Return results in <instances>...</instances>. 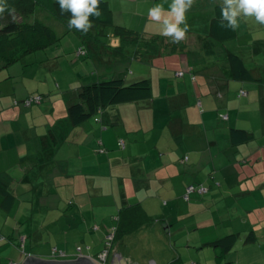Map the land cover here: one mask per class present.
<instances>
[{"label": "crops", "instance_id": "crops-1", "mask_svg": "<svg viewBox=\"0 0 264 264\" xmlns=\"http://www.w3.org/2000/svg\"><path fill=\"white\" fill-rule=\"evenodd\" d=\"M107 1L115 25L164 36L162 24L154 21L148 10L162 4L167 11L171 0ZM221 3L223 0H194L186 12L190 26L182 40L186 46L173 49L170 45L156 56L144 51L135 59L133 46L126 45L130 57L116 58L112 49L122 42L101 41L106 28L92 26L87 33L72 28L65 37L79 33L71 40L76 44L79 38L88 40L94 52L85 45L87 56L79 57L83 61L79 69L84 67V71L77 70L78 79L72 75L65 90L48 93L44 86L37 92L28 88L27 95L24 92L19 97L14 78L28 74L25 64L23 71L17 63L11 66L16 75L9 69L0 76V183L13 195L11 205L5 208L0 194V264H23L24 251L48 259L56 250L70 257L82 247L85 255L97 256L123 208L140 204L152 216L161 215L158 210L164 209L162 215L170 223V211H166L179 210L187 188L200 185L208 192L190 194L195 204L202 199L204 208L211 210L220 201L211 199L218 192H228V187L230 206L236 210V215L217 210L212 220L216 235L212 233L205 242L237 233L239 247L250 229L228 225L219 231V226L238 220L237 209H241L242 216H258L259 222L253 225L262 230L258 235L261 241L252 244H257L255 250L247 245L239 248L237 258L233 254L236 264L245 250L264 253V180L262 190L253 193V186L244 191L245 187L232 182L233 171L241 178L254 177L255 172L258 177L261 171L264 174V143L255 142L256 128L264 130V85L234 77L227 58L228 49L237 53L256 78L264 79V25L254 18H241L237 37L225 44L217 42L209 31L215 7ZM112 29L111 35H115ZM57 30L66 32L62 25ZM48 51L36 53V61L44 64L51 56L53 60L69 54L61 48L56 54ZM68 56L69 67L79 66L76 58ZM55 63L56 69L61 66L60 61ZM107 78L127 82L147 78L153 85V98L108 108L101 122L94 119L95 124L88 120L73 126L66 99L75 98L80 86ZM33 80L29 78V83ZM242 90L247 94L239 97ZM36 93L47 97L41 104L23 105L24 99ZM222 114L227 118L222 119ZM234 128L250 131L255 138L234 145ZM204 160L205 168L201 165ZM238 187L243 197L235 199L232 188L239 191ZM251 196L256 205L250 203Z\"/></svg>", "mask_w": 264, "mask_h": 264}, {"label": "trees", "instance_id": "trees-1", "mask_svg": "<svg viewBox=\"0 0 264 264\" xmlns=\"http://www.w3.org/2000/svg\"><path fill=\"white\" fill-rule=\"evenodd\" d=\"M7 3L9 9H14V11L6 10L4 13H0V76L6 73H3V71H8L10 66L21 62L28 54L40 50H47L52 46H55L65 37L68 31L73 30L72 28H69L68 25L71 13H64L61 15L58 0H7ZM220 5H222V3L215 7L209 36L217 42L225 44L226 42L235 39L238 32L237 29L232 31L220 27ZM99 9L102 12V17L97 19L94 16H90L92 26L102 28L114 27L115 36H118L122 42L120 46L112 49L116 58L120 57L125 59L130 57V54L127 53L126 45L133 46L134 56L132 57L135 59H138L144 51L152 56H156L169 49L170 45L173 46V49H183L186 46V43L184 44L182 41L179 43H173L169 38L158 34L148 35L144 32H138L124 26L115 25L113 10L107 0H100ZM58 21L65 24L66 32H58L57 27L60 25ZM227 51V58L234 77L240 80L256 81L264 85V79L256 78L253 72L247 67L244 60L237 53L229 49ZM87 53L88 52L85 51L84 55L87 56ZM246 94V91L242 90L240 91L239 97L246 96ZM46 97L47 96L42 93L39 95H31L23 100V105L32 106L41 104ZM152 98L153 85L151 80L147 78L138 79L133 82H127L123 78L96 79L90 84L80 86L75 98L72 100H69L68 98L66 99L67 115L73 126L82 125L91 118H94L96 122H101L102 115L108 108L147 101ZM31 99H34V101L31 104H26L27 101ZM118 119L119 117L117 116V121ZM106 126L108 125H104V127ZM254 138V134L245 129L234 128L231 131V141L234 145L248 143ZM121 143L120 146L123 147L124 143L123 145ZM260 185L261 184L256 185L252 193L258 190L261 191L262 186ZM191 187L194 190L189 191V188ZM189 188H187V195L184 196L187 200H190V194L193 192H198L201 195H205L208 192V188L203 185L197 187L190 186ZM0 194L4 196L3 206L5 207L6 205L5 208H9L12 203L11 200L13 199V195L1 183ZM228 201L230 202L231 200ZM228 201L227 205L230 206L231 203ZM220 213L221 212L218 214ZM155 223H161L165 226L171 225L165 215H149L140 204L130 205L123 208L118 217V223L105 238L104 248L97 254V256L90 257L97 259L104 251H109L107 264H112L114 262V260H112L114 259L113 253H120V245L122 243V245H124V238L132 236L143 229L150 228ZM260 230L262 229L254 226L253 230L249 231L248 234H245L242 239L243 243H241L239 247H237V245L240 243V237L237 233L224 235L223 237L208 243L207 246L219 250V255L217 257L219 260H222L223 258H228L230 254L233 255L238 253L240 247L243 248V246L246 247L247 245H252L257 241H261L258 236ZM112 234L114 237L113 239H110L109 235ZM55 252L57 253L55 254L56 256H59L60 253H64L58 250ZM26 253L27 252L24 251L25 257L26 255H31ZM79 253L80 252L78 251L73 256L75 257ZM67 257L68 256L65 253V258H63L66 259ZM51 258H48V260ZM177 263V260L174 259L170 264ZM228 263L231 264L232 261L229 260ZM192 264L199 263L194 262Z\"/></svg>", "mask_w": 264, "mask_h": 264}, {"label": "rangeland", "instance_id": "rangeland-1", "mask_svg": "<svg viewBox=\"0 0 264 264\" xmlns=\"http://www.w3.org/2000/svg\"><path fill=\"white\" fill-rule=\"evenodd\" d=\"M59 24L65 28L64 23L59 22ZM49 25H53V24H49ZM111 34H113L112 27H107L106 34L104 36L103 35L100 36L101 41L115 42V40H118L119 42L118 45H120L121 39ZM75 36H79V33L71 32L69 36L60 40V42H58L55 46H52L50 49H47L49 50L48 51L49 54H56L57 48L63 49V51L66 54L69 51V54H67L66 56L67 58L57 57V59L52 60V56H51V60H48L43 64L40 63L39 61H36L35 59L36 53L45 51V50H40L28 54L21 62L17 63L18 65H20L19 67L22 71L23 68L21 66H24V64H25V68H27L28 70V74L19 73L18 76H15L14 78V81L16 82L19 91V97H22V94H24V92L25 95H27L26 92H28V88H31L33 90L35 89L37 92L39 88H42L44 86V88H46V91L48 93H50L51 91L56 92V91L65 90L66 89L64 87L65 83L71 82L72 75H75V77L78 79L76 71L77 70L79 72L84 71V67H81L79 69L80 65L83 63V61H80L79 57H81L80 56L81 54H83L82 57H84V53L85 51H87L85 45L91 50V52H94V50L91 47L90 42L88 40L85 39L81 40L79 38L78 40L79 43L76 44L74 41L71 40ZM68 55H71L73 58H76L74 60H77V62H79V66L76 65L73 67L72 66L73 64H71L70 62L71 66L69 67ZM88 60L90 61L92 60V58H89ZM56 61L61 62V66L57 69L55 66L57 65L55 63ZM91 67H93L92 64ZM97 67H100V65L98 64ZM94 69H96V66L94 67ZM10 70L13 75H16V71L14 68ZM104 70L105 68L101 69L102 72ZM4 72L7 71H3V73ZM29 78L31 80L33 79L36 80H33L32 83H29ZM82 79L88 80L89 78L84 77ZM56 81L60 85V88L59 86H57ZM39 94L40 93H36V95ZM226 118H227L226 115L222 116V119H226ZM90 120L95 124L94 118H91ZM130 123H133L132 119L130 120ZM228 129L229 127H227V130ZM255 142L258 145H260V143H264V130H261L260 128H256ZM205 164L206 162L204 160L203 163L201 164L202 167L205 168V166H203ZM261 172L262 174L259 177L257 175V172H255L254 177L241 178L240 174H235V172L233 171V179H232L233 186L241 185L242 188L245 187L244 191H246L250 185L255 187L258 184H262L263 183L262 180H264V174L263 171ZM106 173H110V170L106 171ZM242 175L246 176L244 173H242ZM261 176H263V179H260ZM241 187H238L239 191L237 190V188H232L234 190L233 196L235 197V199L236 196L238 195L243 197L242 194L240 193ZM227 189L228 192H224V194H220L218 192L217 196L211 199L213 202L215 200L221 199L219 203L211 210L210 209L206 210L204 208L203 206L204 201L202 199H200V202L197 201V203L195 204L194 198L191 196L192 194H195V192L191 193L190 200H187L184 197H182L181 199L184 198L185 201L184 203H181V208L179 210L169 208L166 211L167 214H169L170 211L169 218H170V223L172 224L170 225V232H169V226L162 225L161 223H157V224L155 223L150 228L143 229L140 232L133 234L132 236L124 238V245H122L123 243L120 245L121 253L123 255L122 264H170L174 259L177 260L178 262L177 264H192L194 262H197L199 264H229L228 263L229 260L232 261L231 264H236L233 258L234 255L231 254L229 255L228 258H223L222 260H219L217 257L219 255L218 253L219 250H216V248L214 247L207 246L209 242H205L204 240L205 238H208L212 233L216 235L217 226L215 225V222L212 220L215 216H217V210L222 212L226 211V213L227 214L229 213L230 215L235 213L234 215H236V210L232 209L231 206L227 205V201L230 200V197L228 196H230L231 194L229 192L231 188L227 187ZM185 195H187V192ZM226 197H228V200L226 199ZM207 198L210 199L211 197H207ZM248 199L251 200L250 201L251 204L256 205L253 196L249 197ZM175 205L176 207L178 206L177 203H175ZM163 210L164 209L162 210L159 209L158 210L159 214L162 215ZM251 211L252 210L250 208V212ZM241 213L242 210L237 209L238 217L236 218L238 220L226 221L225 223L219 226V231H223L224 230L223 226H228V225L231 227L235 226V228L238 230H242V229L246 231L248 229H250L249 231L253 230V227L255 226L253 224L258 223L260 218L255 214L249 216H242ZM261 220H264V212ZM241 243H243L242 240ZM251 246H254L252 250H255L257 248V244ZM247 249L249 250V248ZM245 251H243L244 254L241 252L242 255H239V258H241L239 264H264L263 252L257 253V252H245ZM235 256H236L235 258H237L236 254ZM73 258L74 256H70V257L68 256L66 260L67 259L72 260Z\"/></svg>", "mask_w": 264, "mask_h": 264}, {"label": "clouds", "instance_id": "clouds-1", "mask_svg": "<svg viewBox=\"0 0 264 264\" xmlns=\"http://www.w3.org/2000/svg\"><path fill=\"white\" fill-rule=\"evenodd\" d=\"M60 14L71 13L69 28L87 33L92 27L90 16L97 19L102 17L99 9L100 0H58ZM194 0H171L168 10L162 4H156L148 10V15L162 24V35L170 37L171 42L179 43L189 31L186 22V12L193 6ZM9 9L7 0H0V13ZM254 18L264 25V0H223L220 5L221 28L235 31L239 27L240 19ZM184 25L180 27V25Z\"/></svg>", "mask_w": 264, "mask_h": 264}, {"label": "built area", "instance_id": "built-area-1", "mask_svg": "<svg viewBox=\"0 0 264 264\" xmlns=\"http://www.w3.org/2000/svg\"><path fill=\"white\" fill-rule=\"evenodd\" d=\"M178 75L179 76H182L183 75V73H178ZM36 100L38 101V99L36 98ZM34 101V99H31V100H28L27 101V103L26 104H31L32 102ZM122 145H123V142L121 143ZM190 190H194L192 187L191 188H189V191ZM113 234L112 235H109V238L110 239H113ZM79 254L77 255V256H75L72 260H78L79 259V257L81 256V257H89L94 263H96V264H107V261H108V255H109V251H104L97 259H94V258H92V257H90V256H87V255H84V254H82V250H81V248L79 249ZM55 254H57L56 252H54ZM54 254V256L51 258V259H49V260H54V261H65L66 259H64L65 258V253H60L59 254V256H56ZM31 255H26V257H25V260H24V262L30 257ZM32 257H34V256H32ZM60 257V258H59ZM64 257V258H63ZM36 258H38V257H36ZM113 260H114V262L113 263H118V264H122L123 262H122V257L120 256V254L119 253H113ZM42 259V258H41ZM45 260H48V259H45ZM67 260H70V259H67ZM12 264H20V263H12Z\"/></svg>", "mask_w": 264, "mask_h": 264}, {"label": "water", "instance_id": "water-1", "mask_svg": "<svg viewBox=\"0 0 264 264\" xmlns=\"http://www.w3.org/2000/svg\"><path fill=\"white\" fill-rule=\"evenodd\" d=\"M23 264H96L89 257H79L78 260L54 261L30 256ZM113 264V263H112Z\"/></svg>", "mask_w": 264, "mask_h": 264}]
</instances>
